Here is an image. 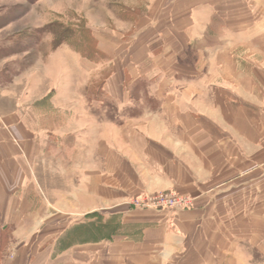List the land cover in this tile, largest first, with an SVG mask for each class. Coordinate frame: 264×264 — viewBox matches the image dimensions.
<instances>
[{
	"label": "crops",
	"instance_id": "0c3cea01",
	"mask_svg": "<svg viewBox=\"0 0 264 264\" xmlns=\"http://www.w3.org/2000/svg\"><path fill=\"white\" fill-rule=\"evenodd\" d=\"M188 1L194 14L183 27L196 40L201 28L209 40L202 13L228 2ZM227 5L246 11V20L216 27L247 29L221 41L211 58L204 49L189 52L198 61L184 73L193 72L196 82L136 84L160 66L159 54L140 56L135 76L128 71L124 80L141 109L134 115L81 123L77 99L67 101L65 125L60 89L32 99L42 87L33 89L27 75L21 80L6 70L2 79L0 72V237L12 240L8 249L18 233L29 242L36 231L25 221L42 226L66 215L71 230L56 234L57 264H264V230L256 234L254 222V174L264 171V160L257 163L264 153V0ZM171 189L192 195L193 207L128 205L142 193Z\"/></svg>",
	"mask_w": 264,
	"mask_h": 264
},
{
	"label": "rangeland",
	"instance_id": "374dc122",
	"mask_svg": "<svg viewBox=\"0 0 264 264\" xmlns=\"http://www.w3.org/2000/svg\"><path fill=\"white\" fill-rule=\"evenodd\" d=\"M213 1L216 4L231 2ZM188 2V0H0L1 78L7 77L6 70L17 72V79L22 77L21 80H23L21 75H27L26 81H31L33 89H36V86L42 87L38 93H31L32 99L44 92H55L60 89L58 99L65 103L61 114L64 123L69 120L65 125L71 124V103L66 105L67 101L77 99L80 101L81 123L89 116L104 120L133 115L141 109L135 107L137 102L124 89V85L129 84L124 83V80L128 71L135 76L136 63L141 62L142 57H146V61L147 58L159 54L156 63L162 67H154L153 72L146 78L148 81L141 79L136 84L154 86L163 81V84L171 87L196 82L197 78L193 72L184 73L186 70H193L191 68H194L198 61L191 58L189 52L194 51L193 49H204L206 56L211 58L220 47L221 41H224V44L231 42V37L236 36L235 32L247 29L216 27L219 20L235 19L241 22L246 20L248 14L246 11L232 13L229 11L228 3L225 6L221 4L218 5V11L202 13L201 20L209 22L207 29L209 40L204 37L201 28H195L196 35L192 34L201 40L196 38L194 40L183 27V21L191 19L194 14L190 13ZM236 14L240 17H231ZM257 14L258 18L262 13ZM262 18L264 17L260 19ZM218 36H221L220 41ZM217 37V41L211 42ZM150 61L151 59L147 62ZM207 63V66L213 65L212 70L216 69L215 62ZM61 84L64 87L61 88ZM147 101L148 104H152L150 96ZM140 104L146 106L143 101ZM65 125L63 130L68 128ZM262 160L264 153L257 156V163ZM254 177L256 184L254 222L256 234H260L261 230H264L263 169L257 168ZM167 191L186 195L194 205L192 195L174 189L142 193L132 197L128 205L131 208L151 209L142 205ZM24 206L26 205H22V209ZM55 216H51L53 219L42 226L38 222L25 221L36 229L31 233V237H26L29 242H24L25 236L18 233L15 243L12 242L15 246L10 245L8 249V243L12 240L8 242L7 238L5 240L4 237H0V264H7V261H10V264H57L56 255L62 244L61 236L57 237L56 234L61 231L66 234L71 230L72 220L66 215L64 218ZM56 237L57 240L53 242ZM45 240L48 243L43 244ZM6 251L10 255L9 258L4 256Z\"/></svg>",
	"mask_w": 264,
	"mask_h": 264
},
{
	"label": "built area",
	"instance_id": "2783aa9c",
	"mask_svg": "<svg viewBox=\"0 0 264 264\" xmlns=\"http://www.w3.org/2000/svg\"><path fill=\"white\" fill-rule=\"evenodd\" d=\"M149 201V200H148ZM141 206L140 203H138ZM145 207L155 209L158 211L161 210H181L186 207H193V204L190 201V198L186 195H182L175 192H164L153 197L150 202L145 203Z\"/></svg>",
	"mask_w": 264,
	"mask_h": 264
},
{
	"label": "trees",
	"instance_id": "16d2710c",
	"mask_svg": "<svg viewBox=\"0 0 264 264\" xmlns=\"http://www.w3.org/2000/svg\"><path fill=\"white\" fill-rule=\"evenodd\" d=\"M134 115V114H133Z\"/></svg>",
	"mask_w": 264,
	"mask_h": 264
}]
</instances>
